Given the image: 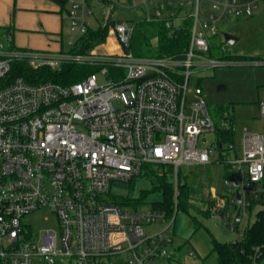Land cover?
<instances>
[{
	"label": "built area",
	"instance_id": "1",
	"mask_svg": "<svg viewBox=\"0 0 264 264\" xmlns=\"http://www.w3.org/2000/svg\"><path fill=\"white\" fill-rule=\"evenodd\" d=\"M261 7L264 0H69L70 52L15 50L0 43V264H103L123 253L129 254L123 264H184L170 236L172 223L146 234V225L173 218L165 209L124 210L105 197L111 183L130 182L149 167H160V176L168 175L167 167L174 170L177 212L180 166L224 165L234 174L224 178L228 195L210 192L202 212L226 217L232 230L249 212L257 219L264 208V132L245 133L239 155L234 139L221 136L234 130V121L225 116L215 123L200 87L195 103L188 105L187 97L194 66L242 63L230 59L227 42L221 51L229 59L206 57L212 49L207 34L217 32L221 19L253 17ZM95 8L129 10L136 17L132 24L101 13L94 22ZM141 23L172 32L187 28L188 48L159 56L154 38V57L135 56L132 40ZM100 28H108L104 40L79 52L82 38ZM15 61L34 69L58 71L70 64L118 75L107 84H99L95 72L68 85L33 84L8 79ZM259 109L264 119V101ZM42 210L57 217L59 230L36 236L23 218ZM251 264H264L261 247L254 248Z\"/></svg>",
	"mask_w": 264,
	"mask_h": 264
},
{
	"label": "rangeland",
	"instance_id": "2",
	"mask_svg": "<svg viewBox=\"0 0 264 264\" xmlns=\"http://www.w3.org/2000/svg\"><path fill=\"white\" fill-rule=\"evenodd\" d=\"M69 9V6L67 7ZM96 9V18L101 13L106 16H112L115 21H130L136 17L134 12L129 10L111 11L109 8ZM193 11V9L191 8ZM190 11V9H189ZM67 11L64 13L66 17ZM38 20L34 27L36 30L46 33L47 27ZM150 23H141L136 25V31L132 40L131 51L137 57H154L156 49L151 46V42L146 40L140 30L152 31L154 27L147 25ZM217 32L207 34L208 40L212 46L210 54H204L208 58L229 59L230 56L222 53L221 46L227 44L225 35L230 34L238 38V42L231 47L233 56L247 57L233 60L240 61L237 65L219 66V67H201L194 66L189 81V93L187 104L191 105L197 101L195 90L200 87L208 104L209 113L215 123L222 118L230 117L234 121V145L237 153L240 155L245 133L261 134L264 132V119L260 116L259 102L264 101V7L256 12L253 17L229 16L221 19L217 23ZM96 28V25L92 26ZM8 32L23 33L24 36L32 38L29 31L15 29L12 25L0 27V43L6 46L12 45L15 50H27L30 45L23 46L26 49L15 47L21 43L19 40L11 42V35ZM34 34V33H33ZM63 52L72 50L69 44L70 21L65 19L63 22ZM79 38V37H78ZM76 38V40L78 39ZM114 41L113 38L109 39ZM104 50V48L102 49ZM197 60V59H196ZM259 62V64L248 62ZM99 84H107L116 80L117 72L110 70V73L103 75L102 72H95ZM120 105L119 101L115 102ZM189 110L188 112H190ZM216 134H209L210 141L217 140ZM201 145V144H200ZM231 157L235 158V152H231ZM160 167H149L143 170L142 176L133 179L130 182H113L110 191L105 195L108 201H116L125 198L126 204H122L124 210L149 209L160 206L162 194L158 191L159 178L155 175ZM168 181L174 185L175 172L167 167ZM163 171V169L161 168ZM225 176L233 177V172L221 164L213 163L206 168L203 166L181 165L178 169L179 186L186 185L192 192V200L188 208H179L172 219L160 223H153L145 226L146 234L153 235L164 230L172 223L170 236L172 237L174 247L182 251L181 261L184 264H219L216 254L213 252L214 240L221 243L234 242L242 239L241 234L252 225L255 220V214L249 212V216L235 224V230H232L231 222L226 218L208 217L202 210L207 208L206 197L210 192H217L220 195H228L224 186ZM205 177V180L203 178ZM209 181V186L207 185ZM211 181V184H210ZM205 200V201H204ZM119 203V202H118ZM121 203V202H120ZM121 205V204H120ZM23 224L38 235L45 230H59L58 219L48 210H42L23 218ZM194 253V256L190 255ZM129 257V254L106 258L103 264H123ZM179 264V263H173Z\"/></svg>",
	"mask_w": 264,
	"mask_h": 264
},
{
	"label": "trees",
	"instance_id": "3",
	"mask_svg": "<svg viewBox=\"0 0 264 264\" xmlns=\"http://www.w3.org/2000/svg\"><path fill=\"white\" fill-rule=\"evenodd\" d=\"M60 7L61 13L68 11L69 0H51ZM154 27V30H140L143 37L149 42L158 38L159 56L173 55L184 52L188 48L190 34L188 29H182L178 32H172L160 24H147ZM108 28H100L96 31H90L81 40L82 48L79 52L87 53L92 48L102 42L106 36ZM12 42V40H11ZM151 44V43H150ZM231 58L240 59L247 57L231 56ZM95 72L93 67H80L76 65H64L60 70H51L50 68H32L27 61H15L12 64L9 80L17 77H23L26 81L33 84H39L45 81H53L63 85H68L80 81L83 77ZM235 131L233 129L225 131L221 136L224 141L230 142L234 139ZM158 191L162 194L160 207L167 211V216L172 218L175 213L174 185L168 181L166 176L158 177ZM192 192L186 185L179 187L177 198L178 209H187L192 200ZM119 202V203H118ZM121 202V203H120ZM118 204L127 203L125 198L117 200ZM261 247L264 253V208L258 213L256 221L250 225L242 239L234 242L221 243L214 240L213 252L217 256L219 264H251V257L255 247Z\"/></svg>",
	"mask_w": 264,
	"mask_h": 264
},
{
	"label": "crops",
	"instance_id": "4",
	"mask_svg": "<svg viewBox=\"0 0 264 264\" xmlns=\"http://www.w3.org/2000/svg\"><path fill=\"white\" fill-rule=\"evenodd\" d=\"M60 7L51 0H0V27L8 24L21 31H29L32 38L25 34L10 33L14 43L20 41L15 47L26 49L23 46L30 45L31 50L59 52L63 51V22L66 19L61 13ZM38 20L47 27L46 33L36 30ZM34 33V34H33ZM209 186V181L207 182ZM211 184V181H210ZM182 252V251H181Z\"/></svg>",
	"mask_w": 264,
	"mask_h": 264
},
{
	"label": "water",
	"instance_id": "5",
	"mask_svg": "<svg viewBox=\"0 0 264 264\" xmlns=\"http://www.w3.org/2000/svg\"><path fill=\"white\" fill-rule=\"evenodd\" d=\"M225 40L230 46H232V45H234V44H236L238 42V38L236 36H233V35H230V34L225 35ZM209 123H210V121H209V119H207L205 121V124L207 126H209ZM238 202H240V197L239 196H238ZM239 217H240V215L238 214L237 217H236V221H239Z\"/></svg>",
	"mask_w": 264,
	"mask_h": 264
}]
</instances>
